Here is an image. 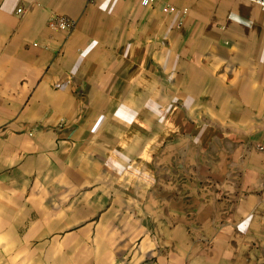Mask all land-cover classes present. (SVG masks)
Returning <instances> with one entry per match:
<instances>
[{
	"label": "crops",
	"instance_id": "0c3cea01",
	"mask_svg": "<svg viewBox=\"0 0 264 264\" xmlns=\"http://www.w3.org/2000/svg\"><path fill=\"white\" fill-rule=\"evenodd\" d=\"M0 264H264V11L0 0Z\"/></svg>",
	"mask_w": 264,
	"mask_h": 264
},
{
	"label": "built area",
	"instance_id": "2783aa9c",
	"mask_svg": "<svg viewBox=\"0 0 264 264\" xmlns=\"http://www.w3.org/2000/svg\"><path fill=\"white\" fill-rule=\"evenodd\" d=\"M155 0H141V4L143 6H149L152 3H154ZM251 3H254L257 5L262 11H264V0H247ZM165 11L167 12H172L173 8L172 7H166ZM16 13L18 15L23 14V8L17 9ZM48 25L52 29L56 30H63V31H70L73 29L75 23L73 20L69 19L66 16H61V15H52L49 18Z\"/></svg>",
	"mask_w": 264,
	"mask_h": 264
}]
</instances>
